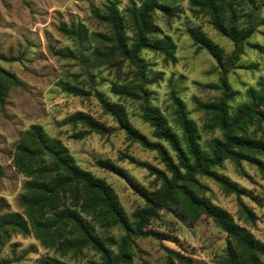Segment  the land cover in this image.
<instances>
[{"label":"trees","instance_id":"1","mask_svg":"<svg viewBox=\"0 0 264 264\" xmlns=\"http://www.w3.org/2000/svg\"><path fill=\"white\" fill-rule=\"evenodd\" d=\"M182 1L132 0L122 8L118 0H107L92 7V16L102 31H92L83 22L61 23L58 28L76 44V50L66 49L59 55L78 61L87 86H72L69 90L75 96L94 97L130 142L155 152L164 165L162 170L133 156H124L159 183L148 190L112 162L98 161L101 168L122 176L142 196L145 206L129 215L110 184L81 168L60 139L35 124L23 132L15 145L14 166L26 177L19 199L24 212H11L7 202L0 199V248L16 234L33 235L56 255L45 257L42 264H71L63 259L78 260L86 251L95 252L99 258L89 264H134L139 239L163 240L162 234L149 228L151 222L161 211L180 208L192 219L210 218L227 234L224 264H261L264 245L209 200L208 187L201 180H212L224 194L235 195L241 217L254 224L255 213L241 201L242 189L220 170L230 161L237 172L243 173L242 165L247 163L256 167L264 180V77L246 90L240 102V92L233 89L228 78L238 67L246 47L251 46L250 39L264 25V0L189 2L190 11L195 16L208 17L213 28L234 47L227 54L200 27L187 29L196 49L212 56L219 72L218 83L211 86L219 91V96L211 102L196 100V110L207 116L203 130L220 133V137H213L206 144L178 91L173 89L170 94L175 126L150 99L149 87L162 79V73L153 72L143 53L148 51L164 56L166 61H176V43L163 33L155 15L160 12L169 20L178 16ZM3 60L0 55L2 111L11 89L21 86L20 79L2 66ZM102 68L115 74L111 86L114 95L139 103L141 117L153 129L155 141L135 129L123 105L111 102L96 88L94 71ZM63 124L80 128L72 135L76 140L93 133L106 136L112 132L85 112L71 115ZM115 231L121 235L115 236ZM177 262L193 264L189 257L168 251V264Z\"/></svg>","mask_w":264,"mask_h":264},{"label":"rangeland","instance_id":"2","mask_svg":"<svg viewBox=\"0 0 264 264\" xmlns=\"http://www.w3.org/2000/svg\"><path fill=\"white\" fill-rule=\"evenodd\" d=\"M106 1L0 0L2 66L21 81V86L11 89L5 109H0V165L3 170L0 199L7 202L11 212H24L19 199L26 181L13 163L15 145L23 132L35 124L43 126L51 137L60 139L81 168L110 184L129 215L145 206L144 199L122 176L98 166V161L112 162L148 190L159 185L147 170L124 157L133 156L164 170L157 154L130 142L125 133L118 130L112 117L103 113L94 97L75 96L69 90L72 86H87L78 61L59 55L66 49L76 50V44L59 32V25L83 22L92 31H102L103 28L92 16V7ZM130 1L118 0L122 8ZM189 2L183 0L179 3V15L170 20L160 12L155 15V21L163 33L171 36L176 43V61H166L164 56L148 51L143 56L153 72L162 73V79L149 87L152 105L158 106L171 125L175 126L170 94L173 89L178 91L189 117L201 131L203 144H206L211 138L220 137V133H206L203 130L207 116L196 110V100L211 102L219 96V91L211 87L218 83L219 72L213 57L196 49L187 29L200 27L227 54L232 53L234 47L231 41L213 28L208 17L195 16L190 11ZM250 44L238 67L228 77L233 89L240 92L238 102L244 100L249 87H255L264 77V25L258 28ZM94 72L96 88L111 102L123 105L135 129L155 141L153 129L141 117L139 103L111 92L112 83L116 80L114 72L105 68ZM77 112L92 115L112 132L106 136L93 133L81 140L72 138L80 128L64 125L63 122ZM262 133L264 138V130ZM242 169L243 173H239L233 163L226 161L220 173L242 189L241 201L255 213L254 224L246 223L241 217L235 195L224 194L212 180L202 178L201 181L208 187L206 196L209 200L248 228L264 245V180L256 167L243 163ZM149 228L162 234L163 240L154 237L139 239L135 246L134 264H168V251L189 257L193 264H224L227 234L210 218L202 216L195 220L180 208H173L161 211ZM114 235L119 237L121 234L115 231ZM47 256L56 255L33 235L16 234L0 248V264H42L41 261ZM98 259L95 252L86 251L78 260L68 257L63 260L71 264H89ZM261 264H264V258Z\"/></svg>","mask_w":264,"mask_h":264}]
</instances>
